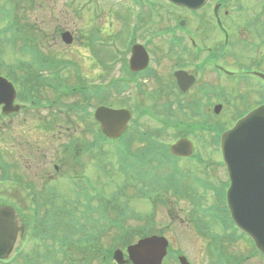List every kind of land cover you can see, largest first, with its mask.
<instances>
[{
    "label": "rangeland",
    "instance_id": "rangeland-1",
    "mask_svg": "<svg viewBox=\"0 0 264 264\" xmlns=\"http://www.w3.org/2000/svg\"><path fill=\"white\" fill-rule=\"evenodd\" d=\"M225 4V7L229 9V16L226 21L227 27L232 34L227 42L228 45L223 43L221 37L217 33L214 35L213 30L205 28L200 22L198 16L203 12L202 10L197 16H192V19H188L190 22L186 29H189L196 40L195 42H198L204 50L197 54L198 52H196V50H200L201 47L198 46L197 49L192 48L189 41L185 40L183 44L186 49L184 51L186 52L183 51L182 46H178L174 49L176 51L175 54H187L184 56H187L188 59L190 58L189 60L191 63H194L200 62L203 58L205 59L206 57L204 54H212L208 48L213 50L223 48V55L220 57V62L217 64L223 65V67L229 70L239 71L237 69H240V71H242L243 68L256 67V64L260 63L259 68L262 69L260 72L264 73V27L262 24L257 23V20H264V0H229L227 3L225 2ZM164 5L165 2L163 0H150L147 3L145 0L141 1L138 7L143 16L137 20L138 23H136V25H138V29L136 30L135 28L134 32H131L132 28L129 29V35L125 38L127 31L126 25L129 18L122 6L117 8L112 3H107L102 9L101 16L94 17L93 13L91 11L88 12L87 9L75 11L74 5H69L68 0H0V7L6 11L5 14L0 13V66L21 65L22 63H26L31 67L29 65L32 60L30 56L31 53L26 51V49L29 48V51H33L34 49L30 48L33 46L38 53L57 54V60L60 61L59 67L62 70L71 66H66L67 64L65 63L62 64L64 60H68L69 62L72 61L74 65H80L84 80L86 82L91 81L100 71L95 72L94 69L87 66L83 69V65L85 66L87 61L82 58L81 55L75 53L77 48H80L78 37L82 38L84 35V38L88 40L91 35H97L96 30L102 26V23L106 24L113 20L111 26L104 28L103 34L101 35L106 41H108L110 37L115 39L116 37L118 38V41L115 43L116 49L113 46L114 42H106L105 44L107 45L103 47L104 50L102 49L103 54H100V59L103 61V64L105 61L109 66L108 68L103 66L105 82L109 77L111 78L118 75L117 70L119 65L116 63V60L119 59V56L121 59L124 54H130L128 52L129 39L135 37V42L143 44L151 55V67L157 68L159 72L162 73L163 76L160 77L161 80L165 85L170 87L168 89L161 87L163 85L151 80L145 84L147 88L144 85L146 94L141 97L138 92L139 96H137V100L139 101L140 108L148 106L149 113L146 114V112H144L141 115L133 114V122H131L130 126L127 128L124 134V140L129 142L132 148L133 146L137 147L138 144L136 140L139 138V130H150L149 132H153L154 129L161 127L163 122L167 121L169 124L166 122V125H168L163 126L165 127L164 139L167 143H172L176 138L175 134L177 133V128H174V124L176 121L175 114L178 113L176 110L172 112L176 108L175 102L173 101L170 102L171 105H166L168 102L167 100L178 97L180 100L181 98L184 100L185 98H191L193 95L197 96L200 101L205 102L206 95L198 94L196 93L197 90H195V92L186 95L178 94V96H176L171 89L173 83L169 78L170 73H168L171 65L168 60L163 58V54L172 53H170L168 49L170 42L167 36H165L166 34H163L162 31L170 28L171 25L174 24V13L165 11L164 8L160 7ZM207 18L209 20V17ZM7 22L13 25L10 31L8 30L9 27L7 30H4L7 26ZM61 30H69L75 37L71 46L62 44L59 37L56 35V33ZM185 32L188 33L186 30ZM13 34H17L18 36L16 37ZM112 51L116 53L113 54ZM110 52H112V54H110ZM192 56L196 57L193 58ZM80 66H77V68L79 69ZM186 67L192 73L200 77V85L209 83L210 91L208 96L212 94L216 95L218 89H221L227 96L226 101L228 99V102H222V104H224L217 117L218 123L223 122L227 126L234 115L240 110L262 99L261 92L264 88L262 85L256 84L252 79H248L245 83H241L240 80H229L232 77L231 75H218L213 65H206L202 71L194 69V66L189 63ZM43 71L45 74L42 75V77H47L51 73L50 70ZM73 71H71V75H74L71 83L75 84L78 81ZM124 74L125 73L122 71V76L120 77H123ZM131 87L132 86L129 85V87L123 88L119 91V96H115L111 90L106 100L102 102L113 105L126 104L128 107H132L130 101L128 99L125 101L124 98V94L137 95L136 90ZM197 87L198 86H196L195 89H197ZM71 97L70 100L75 98L73 96ZM157 117H162L161 124L159 122L160 119ZM193 119L194 121L197 120L196 122L200 121L196 117ZM16 120V118L4 119L7 128L0 132V160L3 159L4 155L6 159L13 161V159H10L5 153L4 146L7 145L8 148H14L10 146L9 143L18 135V124ZM19 124L21 128V123ZM30 127H33L32 123ZM22 128L21 130L25 133L26 131H35V129H30L28 124H24ZM216 128L217 131H219V128ZM1 129L2 127L0 126V131ZM199 135L203 137L200 141L198 140L199 138H196L200 148L214 146L207 132H197L198 137ZM59 144L58 141L49 143L48 145L43 144L41 146V153L46 152L49 154L53 146L58 147ZM120 150L119 144L104 146L101 152H98L96 155H89L90 162L88 157L80 153L83 158L80 162H83L84 165L88 162V171H85L86 166L82 167L79 165V162L70 163V167L74 170H79L81 168L80 172H83L91 182L88 184L86 179H81L76 183V186L72 188L71 184L68 182L70 191L62 193H58L55 187L56 184L51 183L50 191H47L48 197L47 199L45 198L47 203H44V199L42 200V198L39 200L41 202V207L38 213L34 210L37 202L33 199L32 192H30L27 184L24 183L22 187L16 190V193L21 196L17 197V200L20 201V205L18 206L24 205L28 215L37 214V218H42L50 207L47 205L48 201L52 200L56 207L68 208V212L72 210V214L82 221L81 225L87 226L90 230V227L96 226V219L98 218L100 220V218L99 214L95 211L88 215L92 217V220H88L84 216L85 213L81 208V199L77 192L86 188L88 189V195L91 197L90 201L92 208L102 206L103 200L99 197H104V200L106 199V202H104V210L101 212L105 218L98 223V225H103L99 242L103 244L104 250L108 249L109 246L122 249L125 244L134 241L135 236L139 234V230L143 229L144 232L148 234H162L170 241L168 254L162 264H176L174 254L172 253L173 251L183 252L193 264H232V260L230 259L233 257L242 258L240 264H264V261H262L257 254L253 253L254 249L249 243L246 244L240 239L231 240L227 235L224 236L221 228L215 225L206 216L204 217V215H201V212L195 210L191 197H176L172 193L165 192L157 187L153 189L154 202L148 203L141 199L142 197H138L134 188L128 185V183L133 184V175H127L121 171L122 165L120 167V163L123 164L125 160L122 159L123 157L120 154ZM32 157L30 153V158ZM94 157L98 159L93 161ZM30 161L31 163L33 162L32 160ZM101 166H103V169L99 168ZM36 167L37 166H34L33 169L35 170ZM188 170V167H185V171ZM100 172H103L102 176ZM206 174L213 177L210 171ZM129 177L131 179H129ZM43 184L44 182L40 185L41 193H43L42 189L45 188ZM4 188L5 185H0V192ZM119 189L121 193L125 195L119 198L118 196L116 197L118 201L115 205V209L112 210L110 209L112 204L111 201H113V197L117 195ZM189 192H191V190H189ZM53 193H56V196H54ZM22 194H30L31 196L24 198L22 201ZM202 203L203 206L208 205V201H203ZM59 217L65 216L60 214ZM200 220L203 222V226L200 227L201 230H198L195 227V222ZM35 221L36 219L33 222L29 221L27 224L24 237V239H26V251L32 252L33 246L36 243L35 246L39 249V252L41 254H46L49 245L52 244L53 241L48 237L47 239L38 237L33 240L30 238L35 226ZM58 225L60 226L57 231L58 235L64 237L72 231V246L78 245L77 241L81 238L79 230L66 228L67 232H63L64 224L58 222ZM122 228H124V231L122 237L118 240L117 237ZM216 237L221 238L217 246L221 250V253L228 257L225 261H217L210 254L208 245L214 243L213 240ZM30 255L32 256L31 258L34 257V253H30ZM98 256L95 251H88V257L94 259V261L88 262V264H97ZM11 264H23V261L20 258H15ZM107 264L116 263H114L112 259H108Z\"/></svg>",
    "mask_w": 264,
    "mask_h": 264
},
{
    "label": "flooded vegetation",
    "instance_id": "flooded-vegetation-1",
    "mask_svg": "<svg viewBox=\"0 0 264 264\" xmlns=\"http://www.w3.org/2000/svg\"><path fill=\"white\" fill-rule=\"evenodd\" d=\"M224 0H211L209 3V7L211 12H206L204 10L199 16L206 17L207 15L212 16V11L214 7L216 8V12L220 18L221 23L225 26L229 37L232 36L230 29L227 27V18L229 16V9L225 7ZM207 6V7H208ZM206 7V8H207ZM205 9V8H204ZM259 20H257L258 22ZM205 28H208L210 30L214 31V35L217 33L216 30L214 29L213 25L208 22L203 25ZM224 37V35H223ZM187 54H163V58L168 60L170 62V67H169V72L170 73V80L172 81V86H175L176 88V93L178 94H183L185 92L181 91L180 88L178 87V83L176 80V73H179V71H184L187 76L191 75L192 73L190 70L187 69L186 65L189 63L190 65L194 66V69H197L198 71H202V66L204 62H206V58L202 59L200 62H194L191 63V61L188 59L187 56H184ZM149 57L152 62V57L149 54ZM195 58V57H194ZM87 61L86 66L90 67L91 69H94L95 72H98L96 77H95V82H93V85H96V88H101L103 87L102 85H99V81H102L104 78V73H103V61L100 59V52L99 50L91 49L86 51L85 58ZM125 59V58H124ZM154 70V73L157 77H151V73H146V70L140 71L138 73H131L130 75L135 77V81L139 80V77L141 75H144L145 78L143 79L144 82H138L139 84H135L132 88L136 90V94H124L125 101L128 99L129 101L136 102L137 96H139L138 92L140 93V96L142 97V94L140 92V88L144 87L146 83H148L149 80L154 81L156 83H159L163 85V87L168 89V86L164 84V82L161 80L162 73L159 72L157 68H151ZM150 70V69H148ZM147 70V71H148ZM62 69H57L56 67L51 69L50 73V82L48 83H43L41 81V78L39 76V73H36V71L33 73L32 78H28L24 83L23 87L24 89L31 88L33 89V95L36 96L37 102L40 103L44 95L41 92V89L44 87L45 91H50V103L49 105H37L35 108H32V110H29L30 107H26L24 103L19 104L20 108L18 107L17 111L9 113V114H4L1 115V121H0V126L2 127L1 132L7 128V124L4 121L5 118H12V119H17L16 123L18 124V130H17V137L14 138L18 143H24L28 144V152L30 154L31 149H32V156H33V151H41V142L45 143H50L51 139L59 138V139H64L66 140V143H72L71 136L73 134L71 130V126L68 125V123L71 121V116L67 111H59L61 115V120L64 121L65 126L60 125V128H64V131L59 132V135L48 131L46 129L50 128L52 125L56 126V118L55 115L53 114V106H57V102L60 100H64L65 103H67V100L70 98L69 93L66 90V87L68 84L65 83V79H62V77L66 76V74L61 73ZM120 72V71H119ZM167 73V74H168ZM129 74V73H128ZM196 78V75L193 73ZM172 76V78H171ZM167 78V77H166ZM168 79V78H167ZM196 84L195 82L187 89L186 93L190 91V89ZM209 84H203L204 89H208ZM89 86L88 84H85L83 87V100L85 104L89 105L92 103L95 104H103L102 102L105 98V94L101 90H95L94 87L89 90L87 87ZM116 86H118L116 84ZM146 86V85H145ZM85 89V90H84ZM199 90V89H198ZM29 93L27 94L25 92L23 96V100L27 98ZM114 95H119V92H116ZM59 99V100H57ZM179 99V100H178ZM168 102H177L179 105L180 103H183V98H174V99H169L167 100ZM194 99H189L187 100L188 103L193 102ZM17 103V102H16ZM220 104V102H211V103H203V109L201 110L202 113V118L205 119V122L211 121V120H216V112H217V105ZM181 105V104H180ZM46 110L47 109V115L45 116V120H42V116L36 115L35 117L28 115L29 113L37 112L38 110ZM44 117V116H43ZM59 119V120H60ZM28 124L30 125L32 123L33 129H35L36 134L39 136L38 138L35 139V141L31 144V147L29 146V140L28 138L23 134V131L20 128V124ZM96 127V126H95ZM71 134V135H70ZM87 134V132H85ZM48 139V141H46ZM68 148V145H67ZM86 149V144L80 146L77 145L74 148L73 155L76 157H71L66 160V162L70 161L71 162H78L81 164V160L83 159L80 153ZM92 149H94L92 147ZM4 151L6 154H8V147L7 145L4 146ZM199 153L192 154L189 157H177V156H171V165L168 170V172L164 175L165 178L169 179L170 183L173 185L174 181H176L178 178L183 181L187 180H194L195 182H202V184H198L194 187H191L187 190V194L183 195L182 191L179 189H174L172 187L167 188L166 190H163L168 193H172L176 197H184V196H189L193 197L194 200H197V202L202 203L203 201H208L210 203L214 202V200H219L221 202L223 200V194H224V186L223 182L225 183L224 179V168L222 167L221 164V159H220V153L219 149L217 147H204V148H198ZM68 152H62L58 154V157L60 159H65L66 156H68ZM4 156V155H3ZM77 160V161H76ZM187 162H190L193 166L192 168H188V171H185V167H187ZM53 172L58 171V165L53 164ZM47 166H43V168H46ZM49 171V170H48ZM44 171L43 174L40 172L37 173V180L40 179H45L46 177L50 176V172ZM210 171L211 174L213 175H207L206 173ZM166 179V180H167ZM202 185L205 189H200L199 186ZM191 190V192H189ZM200 211V210H199Z\"/></svg>",
    "mask_w": 264,
    "mask_h": 264
},
{
    "label": "water",
    "instance_id": "water-1",
    "mask_svg": "<svg viewBox=\"0 0 264 264\" xmlns=\"http://www.w3.org/2000/svg\"><path fill=\"white\" fill-rule=\"evenodd\" d=\"M187 7H200L206 0H171ZM140 48L135 46L133 54ZM11 85L0 80V99L10 97ZM103 131L116 136L123 129L124 111L100 110ZM178 146V145H176ZM221 147L231 185L227 203L232 217L244 232L254 240L264 254V104L238 120L232 129L222 135ZM19 224L9 208L0 209V258L11 254L19 239ZM167 241L163 237L150 236L127 247L128 258L133 264H160L166 252ZM114 258L123 263L122 253Z\"/></svg>",
    "mask_w": 264,
    "mask_h": 264
},
{
    "label": "trees",
    "instance_id": "trees-1",
    "mask_svg": "<svg viewBox=\"0 0 264 264\" xmlns=\"http://www.w3.org/2000/svg\"><path fill=\"white\" fill-rule=\"evenodd\" d=\"M124 241H126V240H124Z\"/></svg>",
    "mask_w": 264,
    "mask_h": 264
}]
</instances>
